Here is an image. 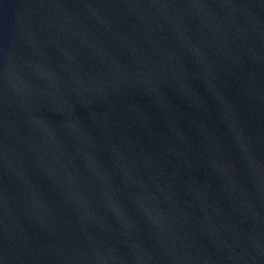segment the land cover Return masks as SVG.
I'll use <instances>...</instances> for the list:
<instances>
[{"label": "water", "instance_id": "obj_1", "mask_svg": "<svg viewBox=\"0 0 264 264\" xmlns=\"http://www.w3.org/2000/svg\"><path fill=\"white\" fill-rule=\"evenodd\" d=\"M0 264H264V0H0Z\"/></svg>", "mask_w": 264, "mask_h": 264}]
</instances>
